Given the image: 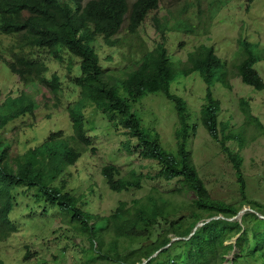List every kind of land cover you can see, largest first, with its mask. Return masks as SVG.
I'll return each mask as SVG.
<instances>
[{
    "label": "trees",
    "instance_id": "1",
    "mask_svg": "<svg viewBox=\"0 0 264 264\" xmlns=\"http://www.w3.org/2000/svg\"><path fill=\"white\" fill-rule=\"evenodd\" d=\"M246 2L251 4L254 0ZM215 7L212 2L208 9L213 11ZM158 8V0H135L131 4L128 0H0V35L15 37L6 51L10 60L5 61V51L0 50V62L22 83L37 82L57 98L61 93L60 77L55 73L46 77L49 69L41 54L61 64L64 55H69L78 64L73 67L72 62L67 63L66 79L79 90L80 97L67 108L71 135L64 136L61 131L51 133L20 159L11 157L9 146L0 138V242L17 232V222L11 217L21 205L17 202L16 190L22 188L24 195L33 190L30 196L40 207L39 215L60 216L62 223L66 220L73 231L88 241L89 247L81 253L83 258L87 257L86 264H264V205L247 198L242 158L226 146L227 141L237 140L242 147L243 133L219 138L220 102L214 98L211 88L215 81L223 88L229 86L223 62L213 47L199 45L188 53L185 62L174 63L164 42L152 50H145L141 45L139 59L132 61L131 69L121 75L100 64L94 49L97 38L109 48L126 46L117 38L123 26L126 24L128 35L137 37L139 28ZM197 14L200 17L201 11ZM152 19L158 28L162 27L160 32L182 28L192 31V26L184 20L170 24L169 20ZM203 22L206 24L205 19ZM239 56L236 71L242 84L255 91L263 90L264 82L255 65L264 55L260 56L243 41ZM75 67L76 74L72 75ZM179 73L185 77L197 73L206 86L200 121L232 165L239 188L237 202L212 199L199 177L186 148L196 128L188 123L186 103L170 90ZM148 94L163 95L174 105L175 154L162 148L159 135L144 128L133 111L134 105ZM86 104L93 105L114 123L116 130L134 141V145L124 144L126 151L137 153L143 161L154 162L155 176L168 183L176 181L178 186L166 191L153 188L130 206L120 202L107 217L84 211L83 198L66 189L64 175L82 157V150L95 151L93 138L83 131ZM243 107L246 125L255 123L254 131H260V123ZM34 110L33 102L26 95L6 99L0 104V133L16 119L32 115ZM101 175L109 190L115 193L141 189L143 179L148 178L133 173L123 177L113 164L104 166ZM189 194L193 198H188ZM244 208L251 211L245 212L240 221L233 219ZM199 223L203 225L193 232ZM99 233L100 242L96 243ZM94 251L98 256H88ZM231 254L233 257L229 260ZM28 258L27 253L24 260ZM0 264H3L1 260Z\"/></svg>",
    "mask_w": 264,
    "mask_h": 264
},
{
    "label": "rangeland",
    "instance_id": "2",
    "mask_svg": "<svg viewBox=\"0 0 264 264\" xmlns=\"http://www.w3.org/2000/svg\"><path fill=\"white\" fill-rule=\"evenodd\" d=\"M134 1L128 0L129 4ZM158 1V10L142 24L137 37L128 35L126 24L123 26L117 38L122 44H127L126 46L109 48L100 38L96 39L94 49L100 64L104 69L118 71L121 75L131 69L132 61L139 59L141 45H144L145 50H152L155 45L164 42L174 63L185 62L188 53L199 45L213 47L216 56L223 62L229 86L223 88L215 81L211 88L214 98L220 102L217 115L220 123L219 138L223 135L243 133L245 142L242 147L237 140L227 141L226 146L242 158L241 169L246 183L247 198L264 205V88L255 91L242 84L236 71L243 41L257 54L264 55V0H254L251 4H247L246 0ZM212 2L216 5L213 11L208 9ZM198 11H201L200 17ZM152 17L160 22L169 20L170 24L175 20L187 21L192 26V31L186 32L182 28L179 31L160 32L159 29L162 27L158 28ZM204 19L206 24L203 22ZM14 41L15 37L0 35V50L5 51L3 54L5 61L10 60L6 51ZM41 57L49 69L46 77L50 78L54 73L60 77L61 93L57 98L47 87L37 82L22 83L2 61L0 62V104L8 98L26 95L33 102L35 109L32 115L26 114L16 119L0 133L2 142L9 146L11 157L16 156L18 159L29 149L39 146L51 133L61 131L64 136L71 135L72 128L67 108L80 99L79 90L73 88L66 79L69 75L67 63L72 62L74 67L78 61L69 55H64L62 64L45 54H41ZM261 60L255 65V69L264 82V58ZM76 70L77 67L71 71L72 75L76 74ZM170 90L186 103L188 123L196 128L195 133L187 140L186 148L191 153L199 177L210 197L227 203L239 201V188L232 165L220 150L219 144L210 139L200 121V110L206 90L202 79L197 73L187 77L179 73L171 83ZM242 107L248 109L251 116L260 123L262 126L260 131H254L252 126L255 123L246 125ZM133 111L144 128L159 135L162 148L168 153L175 154L174 133L177 119L174 105L163 95L148 94L134 105ZM84 113L86 120L83 131L93 138L92 147L95 151L92 152L90 148L82 150V157L74 166L68 167L64 175L67 181L66 189L83 198L84 211L93 216L107 217L120 202L130 206L135 199L147 196L153 188L166 191L178 186L176 181L168 183L157 178L155 176L157 167L154 162L143 161L137 153L126 151L124 144L134 145V141L128 139L123 131L116 130L114 123L98 113L93 105L86 104ZM110 164L115 165L123 177H129L133 173L148 178L143 179L141 189L112 192L101 175V169ZM24 191L22 188L16 190L19 193L16 199L21 205L15 208L11 217L17 222V232L0 242L2 263L86 264L87 257L83 258L81 253L82 249L89 247L88 241L73 231L66 220L62 223L60 216L39 215L40 207L32 202L30 196L33 190L26 195L23 194ZM187 197L193 198V195L189 194ZM243 210L247 212L250 209ZM29 213H33L34 216ZM100 236L101 233L97 235L96 243L100 242ZM27 253L29 258L24 260ZM91 254L98 256L99 253L94 251L88 256ZM232 255L228 257L229 260Z\"/></svg>",
    "mask_w": 264,
    "mask_h": 264
},
{
    "label": "water",
    "instance_id": "3",
    "mask_svg": "<svg viewBox=\"0 0 264 264\" xmlns=\"http://www.w3.org/2000/svg\"><path fill=\"white\" fill-rule=\"evenodd\" d=\"M245 211H246V210H242V211H240V212L237 214V216H236L235 218H233V219H236L237 221H240V220H241V217H242V215L245 213ZM260 217H261V216H260ZM217 218H218V217H217ZM217 218H215V219H217ZM211 219H214V218H211ZM211 219L207 220V222L210 221ZM230 220H232V219H230ZM202 225H203L202 223L197 224L196 227L194 228L193 232H195V230H196L198 227L202 226ZM173 240H176V239H173ZM155 255H156V254H154V256H155Z\"/></svg>",
    "mask_w": 264,
    "mask_h": 264
}]
</instances>
